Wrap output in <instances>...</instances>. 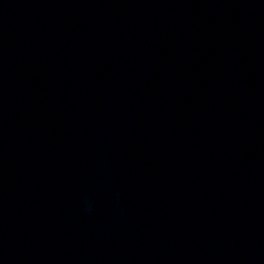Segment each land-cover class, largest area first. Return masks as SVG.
Instances as JSON below:
<instances>
[{
	"label": "clouds",
	"instance_id": "1",
	"mask_svg": "<svg viewBox=\"0 0 264 264\" xmlns=\"http://www.w3.org/2000/svg\"><path fill=\"white\" fill-rule=\"evenodd\" d=\"M90 210H91L90 206L88 208H86V211H90Z\"/></svg>",
	"mask_w": 264,
	"mask_h": 264
}]
</instances>
